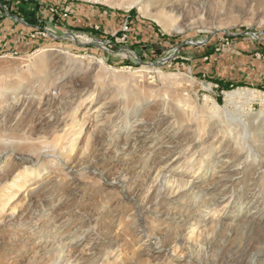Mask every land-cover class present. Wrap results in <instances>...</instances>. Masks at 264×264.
<instances>
[{
  "label": "rangeland",
  "instance_id": "obj_1",
  "mask_svg": "<svg viewBox=\"0 0 264 264\" xmlns=\"http://www.w3.org/2000/svg\"><path fill=\"white\" fill-rule=\"evenodd\" d=\"M1 2L0 264H264V0Z\"/></svg>",
  "mask_w": 264,
  "mask_h": 264
},
{
  "label": "bare ground",
  "instance_id": "obj_2",
  "mask_svg": "<svg viewBox=\"0 0 264 264\" xmlns=\"http://www.w3.org/2000/svg\"><path fill=\"white\" fill-rule=\"evenodd\" d=\"M2 85V84H1ZM0 85V86H1ZM5 85V84H4ZM3 85V86H4ZM9 85H11V84H9ZM8 86V85H7ZM11 87H13V86H11ZM2 88H4V87H2ZM1 89V88H0ZM8 89H9V87H8ZM54 92V91H53ZM55 93V92H54ZM57 94H59V92L57 93ZM48 95V94H47ZM54 95V94H53ZM236 95V96H235ZM240 96V97H248V99H246V100H248V101H250V99L251 100H257V96H256V92H254V91H251V90H244V89H242V90H239V91H236V92H234V93H230V94H228V97L231 99L233 96H235V97H238V96ZM50 96V95H49ZM51 97V96H50ZM1 98V97H0ZM56 98V97H55ZM2 99V98H1ZM42 99V98H41ZM57 99V98H56ZM16 99H14V101H15ZM18 100V99H17ZM49 100H50V98H49ZM23 101V100H22ZM231 101V100H230ZM233 101V100H232ZM261 102H263V99L262 100H260ZM2 102V101H1ZM3 102H5V101H3ZM31 102V101H30ZM48 102V101H47ZM51 102V101H50ZM8 103H9V101H8ZM17 102H15V104H16ZM19 103V102H18ZM17 103V104H18ZM24 103V102H23ZM28 103V102H27ZM32 103H33V101H32ZM229 103V102H228ZM5 105V104H4ZM28 105V104H27ZM1 106H2V103H0V108H1ZM18 106V105H17ZM29 106V105H28ZM30 107V106H29ZM216 107V106H215ZM6 108V107H5ZM218 108H220V107H218ZM11 109V108H10ZM223 109H226V106L223 108ZM6 110V109H5ZM23 110V109H22ZM216 110H217V108H216ZM14 112V111H13ZM33 112V111H32ZM227 112V111H226ZM0 113H1V111H0ZM22 113V112H21ZM5 116V115H4ZM33 120H35V119H33ZM44 122V121H43ZM2 134V133H1ZM6 134H7V132H6ZM10 136V135H9ZM23 136H25L24 135V133H23ZM8 137V136H7ZM22 137V136H21ZM2 138H5V137H2ZM6 139H8V138H6ZM10 139V138H9ZM14 139V138H13ZM1 140H3V139H1ZM15 140V139H14ZM13 140V141H14ZM29 140H30V138H29ZM5 141V140H4ZM7 141H9V140H7ZM26 141V140H25ZM21 141L19 140V143H20ZM32 142V141H31ZM10 143H12V140H11V142ZM10 143H8L9 145H10ZM8 144H5V145H8ZM20 147V146H19ZM24 149V148H23ZM33 151H34V149H33ZM5 152V151H4ZM29 152V151H28ZM7 153V152H6ZM30 153V152H29ZM28 153V154H29ZM32 153V152H31ZM12 155V154H11ZM9 156V155H8ZM8 156H7V159H8ZM18 157V156H17ZM28 157V156H27ZM49 157V156H48ZM19 158V157H18ZM31 160V159H30ZM17 161V160H16ZM31 163V162H30ZM37 163V162H36ZM43 163H44V161H43ZM27 168H29V167H27ZM31 168V167H30ZM32 169V168H31ZM28 171V170H27ZM35 171H37V170H35ZM2 174V173H1ZM16 174V173H15ZM20 174V173H19ZM27 174V173H26ZM32 174H33V171H32ZM4 175V174H3ZM10 175H11V173H10ZM24 175V174H23ZM21 176V175H20ZM26 176V175H25ZM121 176V175H120ZM4 177V176H3ZM27 177V176H26ZM11 179H12V176H11ZM14 179V178H13ZM23 179V178H22ZM30 181V180H29ZM11 182V181H10ZM19 182H20V180H19ZM28 184V183H27ZM6 185V184H5ZM8 187V186H7ZM6 187V188H7ZM9 187H10V185H9ZM16 187V186H15ZM21 187V186H20ZM17 188V187H16ZM10 189V188H9ZM13 189V188H12ZM18 189H21V188H18ZM12 196V195H11ZM14 197V196H13ZM7 199V198H6ZM7 203H8V201H7ZM2 208V207H1ZM6 208V207H5ZM7 209V208H6ZM5 210V209H4ZM3 210V211H4ZM2 211V212H3ZM15 216V215H14ZM35 218V217H34ZM209 219H210V217H209ZM208 220V219H207ZM14 224V223H13ZM198 232V231H197ZM200 232V231H199ZM196 233V232H195Z\"/></svg>",
  "mask_w": 264,
  "mask_h": 264
},
{
  "label": "trees",
  "instance_id": "obj_3",
  "mask_svg": "<svg viewBox=\"0 0 264 264\" xmlns=\"http://www.w3.org/2000/svg\"><path fill=\"white\" fill-rule=\"evenodd\" d=\"M9 8H11V10L13 11V9H16V13L19 12V16L21 18L26 19L27 18V23L28 25H35L37 23V21L35 20V17L37 15V12L40 11L41 9H43L42 7H39L36 3L32 2L30 3V5H24V4H20V5H16L11 7V4L9 3H5ZM9 4V5H8ZM28 6H30V9H28ZM85 30V29H84ZM204 55H212L211 51H208L207 53H205ZM264 89V88H263Z\"/></svg>",
  "mask_w": 264,
  "mask_h": 264
},
{
  "label": "built area",
  "instance_id": "obj_4",
  "mask_svg": "<svg viewBox=\"0 0 264 264\" xmlns=\"http://www.w3.org/2000/svg\"><path fill=\"white\" fill-rule=\"evenodd\" d=\"M0 10L1 11H5V15L8 16L10 19L12 18V16L7 12V7L6 5L2 4L1 0H0ZM24 26H28L30 27L28 24L22 23ZM127 29V28H126ZM34 38V36H31L30 39Z\"/></svg>",
  "mask_w": 264,
  "mask_h": 264
},
{
  "label": "crops",
  "instance_id": "obj_5",
  "mask_svg": "<svg viewBox=\"0 0 264 264\" xmlns=\"http://www.w3.org/2000/svg\"><path fill=\"white\" fill-rule=\"evenodd\" d=\"M13 30H14V29H13ZM13 30H12V28H4L3 32H5V33L8 32V33H10V32H12ZM4 36H5V35H4ZM1 45H3V44L0 43V46H1Z\"/></svg>",
  "mask_w": 264,
  "mask_h": 264
}]
</instances>
